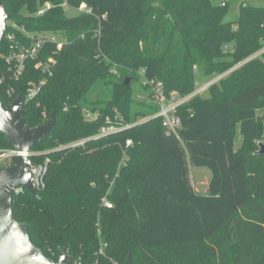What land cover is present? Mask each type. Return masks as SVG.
Segmentation results:
<instances>
[{
	"label": "trees",
	"instance_id": "1",
	"mask_svg": "<svg viewBox=\"0 0 264 264\" xmlns=\"http://www.w3.org/2000/svg\"><path fill=\"white\" fill-rule=\"evenodd\" d=\"M2 1L9 21L27 32L65 36L61 49L48 41L40 53L57 59L52 75L30 60L18 80L0 85L6 106L24 96L30 126L47 121L43 111L57 115L52 132L32 148L43 152L32 163L49 161L45 188L39 197L24 189L12 201L33 243L54 260L61 247L82 264H125L130 252L136 264H264V153H257L264 144L257 112L264 108V59L248 61L211 86L208 97L180 106L179 137L167 134L160 118L137 122L159 105L134 109L124 84L142 70L146 81L163 82L167 95L190 94L198 79L264 45V5L243 1L238 19L227 21L228 0L225 6L218 0ZM48 1L53 7L37 15ZM64 1L73 9L85 3L91 12L68 16ZM6 46L3 38L0 53ZM7 70L0 56V74ZM43 78L39 94L26 99ZM97 84L104 90L94 99ZM87 111L95 117L87 119ZM117 114L132 125L84 147L59 148L96 134ZM238 131L243 141L236 149ZM10 147L0 132V149ZM192 165L210 168L206 193L193 186ZM105 196L112 207L103 206Z\"/></svg>",
	"mask_w": 264,
	"mask_h": 264
},
{
	"label": "built area",
	"instance_id": "2",
	"mask_svg": "<svg viewBox=\"0 0 264 264\" xmlns=\"http://www.w3.org/2000/svg\"><path fill=\"white\" fill-rule=\"evenodd\" d=\"M222 6L226 5V0H220ZM64 6H67V2L64 1ZM53 7L51 2H45L41 4L39 9L37 10V15H43L48 10ZM79 12H87L90 13L91 9L85 4L82 3L80 7L77 9ZM8 26L10 27L9 31H7ZM21 30L27 36V38H20L15 30ZM48 32L42 33H34V32H27L24 27H20L17 23L12 21H7V28L4 34L6 39V49L5 51L0 53L1 58L4 59L8 66V70L4 71L0 74V85L4 84L8 78L18 80L26 70V64L30 60H36V68H39L42 72L46 75H52L57 66V59L54 56L47 57L45 59L40 58V53L48 41L58 42L55 40L54 37L47 35ZM28 39V40H27ZM63 43L58 42V49L62 48ZM263 58L264 59V45L245 58L244 60L239 61L228 70L215 74L210 78L202 81L197 80L195 83V89L188 95H179L177 92L173 91L169 95L165 93L164 84L161 81L156 80H149L147 84L152 90L153 97L157 100L159 105V110L143 119L137 120L140 122L141 120L152 119V118H160L162 120V125L165 128L167 134H175L179 137V130L182 127V119L177 114L178 108L191 100L195 96H202L204 93L208 92L211 86L221 81L223 78L231 74L234 70L238 69L248 61L254 58ZM195 73H198V70L195 69ZM46 82V78H43L39 82L33 83L28 89L26 94V99H32L39 94L43 85ZM14 89L10 87L8 89V95L10 97L13 96ZM25 100V99H24ZM11 104V103H10ZM87 119H93L95 116L93 113L87 111L86 112ZM42 116L45 120H48L50 116L46 111H43ZM122 117L117 114L115 118L107 117L105 123L100 127L99 131L88 137H82L77 140H73L69 143L62 144L59 148H76V147H84L86 143L90 140L99 139L101 137L107 136L112 134L116 131L125 129L130 127L132 124L124 123L121 119ZM264 118V114H263ZM133 141L128 139L126 142V146L132 145ZM27 154L31 158L34 156H38L42 154V151H33L30 150L29 152H21L12 147L0 149V167L8 166L11 164L12 159L15 156L21 154ZM49 161L45 160L44 162H37L32 163L31 170L33 174V185L39 191L45 188L46 186V175L48 172ZM24 191V188L20 187L17 189V193ZM103 206L112 207L113 204L108 200L105 196L102 199ZM107 246V243L101 239V247L99 249V254H104V250ZM76 264H82L81 262ZM115 264H119L115 262Z\"/></svg>",
	"mask_w": 264,
	"mask_h": 264
},
{
	"label": "water",
	"instance_id": "3",
	"mask_svg": "<svg viewBox=\"0 0 264 264\" xmlns=\"http://www.w3.org/2000/svg\"><path fill=\"white\" fill-rule=\"evenodd\" d=\"M9 19L10 15L0 0V44ZM125 84L130 85V78L125 80ZM24 102L23 95L17 96L8 106L0 99V132L6 135L12 148L29 152L52 132L57 115L52 112L47 121L30 126L25 118ZM257 153H264L263 143H260ZM31 166V157L23 153L15 156L10 165L0 167V264H76L74 256L61 247L57 260L46 256L31 240L28 223L19 222L13 214L12 201L18 188H24L33 197L40 196L33 185ZM125 264H136L132 252L128 254Z\"/></svg>",
	"mask_w": 264,
	"mask_h": 264
},
{
	"label": "rangeland",
	"instance_id": "4",
	"mask_svg": "<svg viewBox=\"0 0 264 264\" xmlns=\"http://www.w3.org/2000/svg\"><path fill=\"white\" fill-rule=\"evenodd\" d=\"M230 3V9L229 12L225 18V20H236L238 19L240 12V4L243 1L253 3V4H259V5H264V0H228ZM220 2V0H218ZM66 14L68 16H73L79 13L77 9L70 8L68 6H64ZM47 35H50L55 38L58 42L64 43L65 41V36L63 33L58 32V33H51L48 32ZM139 79H134L132 76H128L130 78V85H126L125 82L124 84L127 87H130L129 94L130 98L132 100V107L136 110L142 108V107H147L148 105L155 104L157 105L158 102L157 100L153 97V93L149 85L147 84L146 79L144 78L142 74V70L139 73ZM104 88L99 84L95 86L92 92V98H100L101 93L103 92ZM205 97L209 96V93L206 92L204 93ZM258 114L260 116H263L264 114V108L258 110ZM264 123V120H263ZM241 139V134L240 132L237 133V137L235 139L236 143H239ZM190 176L191 180L193 183L196 185L195 188L198 189L199 192L201 193H206L208 190L209 182L212 176V172L210 168L206 166H194L192 165L190 167Z\"/></svg>",
	"mask_w": 264,
	"mask_h": 264
},
{
	"label": "crops",
	"instance_id": "5",
	"mask_svg": "<svg viewBox=\"0 0 264 264\" xmlns=\"http://www.w3.org/2000/svg\"><path fill=\"white\" fill-rule=\"evenodd\" d=\"M257 112H258V111H257ZM238 132H239V131H238ZM242 141H243V137H242V135H241V139H240L239 143H236V141H235V148H236V149L239 148V147L241 146ZM192 183H193V181H192ZM193 186L195 187L196 185L193 183ZM195 189L198 191L197 188H195Z\"/></svg>",
	"mask_w": 264,
	"mask_h": 264
}]
</instances>
